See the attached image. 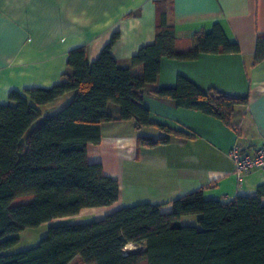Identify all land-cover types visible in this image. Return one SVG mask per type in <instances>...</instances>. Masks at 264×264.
I'll return each mask as SVG.
<instances>
[{
  "label": "trees",
  "instance_id": "trees-1",
  "mask_svg": "<svg viewBox=\"0 0 264 264\" xmlns=\"http://www.w3.org/2000/svg\"><path fill=\"white\" fill-rule=\"evenodd\" d=\"M117 39L113 33L93 62L83 47L70 50L68 71L58 83L11 90L8 102L0 103V264H71L75 259L80 264H264V184L253 195L227 202L205 199L200 188L174 199L168 212L152 203L120 207L102 219L49 226L37 245L11 250L25 229L116 202L118 181L100 163L88 161L87 146L100 142L104 122L133 120L137 130L153 125L143 97L157 81L163 58L192 61L204 53L239 52L218 24L195 32L188 46L178 48L165 6L158 8L154 41L140 47L129 66L110 54ZM262 61L264 34H258L253 62ZM69 92L71 99L56 113L42 115L40 106ZM153 94L231 127L235 106L247 102L214 88L202 90L183 76ZM109 103L118 106L117 115L107 111ZM157 127L163 135H139L138 145L153 147L185 136ZM23 195L32 198L13 204ZM187 215H196L198 225L182 224ZM127 243L139 247L124 252Z\"/></svg>",
  "mask_w": 264,
  "mask_h": 264
},
{
  "label": "crops",
  "instance_id": "crops-1",
  "mask_svg": "<svg viewBox=\"0 0 264 264\" xmlns=\"http://www.w3.org/2000/svg\"><path fill=\"white\" fill-rule=\"evenodd\" d=\"M164 6L178 48L188 46L195 32H208L218 24L239 52L204 53L192 61L163 58L157 81L146 87L143 97L153 125L137 130L133 120L104 122L100 142L87 146L88 161L100 163L118 181V199L66 217L68 223L102 219L137 203L161 204V211L168 212L174 199L200 188L205 199L227 202L253 195L264 184V169L258 167L238 179L228 156L234 145L245 153L264 146V61L253 62L256 38L264 34V0H0V103L8 102L11 90L58 83L74 48L83 47L88 61H95L113 33L118 39L110 54L119 65L129 66L139 48L154 41L158 8ZM140 71V66L133 68ZM178 76L202 90L247 97L234 108V127L153 94L174 86ZM72 95L40 106L42 115L56 113ZM107 111L115 116L118 106L109 103ZM157 125L185 136L153 147L138 145L139 135L164 134ZM180 222L198 225L196 215L182 216ZM138 247L127 243L123 251Z\"/></svg>",
  "mask_w": 264,
  "mask_h": 264
},
{
  "label": "rangeland",
  "instance_id": "rangeland-1",
  "mask_svg": "<svg viewBox=\"0 0 264 264\" xmlns=\"http://www.w3.org/2000/svg\"><path fill=\"white\" fill-rule=\"evenodd\" d=\"M32 198L31 195L18 196L13 200V204H19L29 201ZM84 221H88L87 218H83ZM69 219L55 218L49 222L43 223L35 228H28L19 233L18 242L11 248L12 251H23L31 248L39 243L41 238L46 234L49 226L63 225L67 223ZM71 264H80L78 259L72 261Z\"/></svg>",
  "mask_w": 264,
  "mask_h": 264
},
{
  "label": "built area",
  "instance_id": "built-area-1",
  "mask_svg": "<svg viewBox=\"0 0 264 264\" xmlns=\"http://www.w3.org/2000/svg\"><path fill=\"white\" fill-rule=\"evenodd\" d=\"M228 156L234 164V173L238 179L255 167L264 169V146H260L252 153H245L238 145L232 146Z\"/></svg>",
  "mask_w": 264,
  "mask_h": 264
}]
</instances>
